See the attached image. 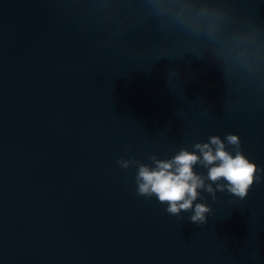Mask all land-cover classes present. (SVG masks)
I'll use <instances>...</instances> for the list:
<instances>
[{
	"label": "clouds",
	"instance_id": "obj_1",
	"mask_svg": "<svg viewBox=\"0 0 264 264\" xmlns=\"http://www.w3.org/2000/svg\"><path fill=\"white\" fill-rule=\"evenodd\" d=\"M226 139L239 144L236 134L229 133ZM194 147L199 151L181 149L170 159H155L154 166L141 163L135 176L136 190L140 195H154L166 204L171 214L190 211L192 222L204 223L212 208L206 200L197 199L200 189L212 193L213 199L217 188H227L228 192L245 197L254 180L260 177L256 174V162L239 150L233 155L219 136H212L208 142L197 143ZM197 162L207 168V177L194 170ZM121 164L126 167L128 161H121ZM206 179L217 182L215 188L212 183H206Z\"/></svg>",
	"mask_w": 264,
	"mask_h": 264
},
{
	"label": "water",
	"instance_id": "obj_2",
	"mask_svg": "<svg viewBox=\"0 0 264 264\" xmlns=\"http://www.w3.org/2000/svg\"><path fill=\"white\" fill-rule=\"evenodd\" d=\"M245 197L230 193L150 264H264V166Z\"/></svg>",
	"mask_w": 264,
	"mask_h": 264
}]
</instances>
